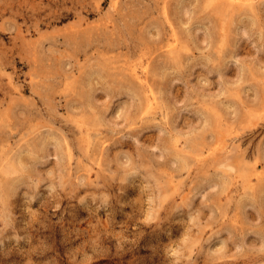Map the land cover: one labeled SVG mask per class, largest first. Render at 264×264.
<instances>
[{"label":"rangeland","instance_id":"1","mask_svg":"<svg viewBox=\"0 0 264 264\" xmlns=\"http://www.w3.org/2000/svg\"><path fill=\"white\" fill-rule=\"evenodd\" d=\"M0 264H264V0H0Z\"/></svg>","mask_w":264,"mask_h":264},{"label":"bare ground","instance_id":"2","mask_svg":"<svg viewBox=\"0 0 264 264\" xmlns=\"http://www.w3.org/2000/svg\"><path fill=\"white\" fill-rule=\"evenodd\" d=\"M172 42H173V41H172ZM172 42H171V43H172ZM169 43H170V42H169ZM171 43H170V44H171ZM168 45H169V44H168ZM132 67H133V66H132ZM133 68H134V67H133ZM140 68H141V67H140ZM145 68H146V67H145ZM141 70H142V69H141ZM133 71H134V73L136 74V77H140L139 74H138V73H139L138 70H136V69L134 68ZM143 72H144V71H143ZM147 99H149V98H147ZM149 101H150V100H149ZM149 101H148V102H149ZM143 102H144V101H143ZM146 106H147V105H146ZM142 107H143V106H142ZM149 108H150V106H149ZM143 109H145V108H143ZM147 111H148V110H147ZM147 113H148V112H147Z\"/></svg>","mask_w":264,"mask_h":264}]
</instances>
